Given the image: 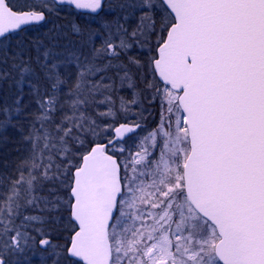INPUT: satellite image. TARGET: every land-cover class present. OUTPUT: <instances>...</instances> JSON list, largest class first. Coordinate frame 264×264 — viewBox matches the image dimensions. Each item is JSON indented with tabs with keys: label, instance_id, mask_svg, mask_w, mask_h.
Returning <instances> with one entry per match:
<instances>
[{
	"label": "snow or ice",
	"instance_id": "6c2138e0",
	"mask_svg": "<svg viewBox=\"0 0 264 264\" xmlns=\"http://www.w3.org/2000/svg\"><path fill=\"white\" fill-rule=\"evenodd\" d=\"M13 132L0 264H264V0H0Z\"/></svg>",
	"mask_w": 264,
	"mask_h": 264
},
{
	"label": "trees",
	"instance_id": "16d2710c",
	"mask_svg": "<svg viewBox=\"0 0 264 264\" xmlns=\"http://www.w3.org/2000/svg\"><path fill=\"white\" fill-rule=\"evenodd\" d=\"M20 140L17 133H12V141L5 147H0V173L12 174L15 168V164L27 155L28 145ZM8 162V167H4V161Z\"/></svg>",
	"mask_w": 264,
	"mask_h": 264
},
{
	"label": "rangeland",
	"instance_id": "374dc122",
	"mask_svg": "<svg viewBox=\"0 0 264 264\" xmlns=\"http://www.w3.org/2000/svg\"><path fill=\"white\" fill-rule=\"evenodd\" d=\"M33 264H40L39 257H33Z\"/></svg>",
	"mask_w": 264,
	"mask_h": 264
}]
</instances>
